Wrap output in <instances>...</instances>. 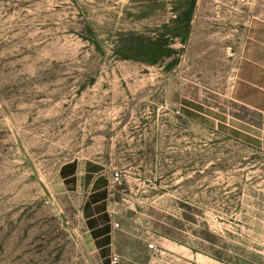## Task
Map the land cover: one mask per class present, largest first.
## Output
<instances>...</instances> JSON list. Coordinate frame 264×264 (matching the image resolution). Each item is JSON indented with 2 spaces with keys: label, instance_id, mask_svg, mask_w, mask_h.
Listing matches in <instances>:
<instances>
[{
  "label": "rangeland",
  "instance_id": "obj_1",
  "mask_svg": "<svg viewBox=\"0 0 264 264\" xmlns=\"http://www.w3.org/2000/svg\"><path fill=\"white\" fill-rule=\"evenodd\" d=\"M256 24L264 0H0V264H111L52 194L69 162L120 174L117 263L264 264V120L225 93Z\"/></svg>",
  "mask_w": 264,
  "mask_h": 264
},
{
  "label": "crops",
  "instance_id": "obj_2",
  "mask_svg": "<svg viewBox=\"0 0 264 264\" xmlns=\"http://www.w3.org/2000/svg\"><path fill=\"white\" fill-rule=\"evenodd\" d=\"M225 93L228 100L264 120V25L247 29ZM227 112V116L234 118V113ZM50 187L53 195L69 200L75 208L80 241L89 251H104L110 258L118 240L129 238V228L134 226L131 211L124 208L125 193L111 176L69 162L58 169Z\"/></svg>",
  "mask_w": 264,
  "mask_h": 264
},
{
  "label": "built area",
  "instance_id": "obj_3",
  "mask_svg": "<svg viewBox=\"0 0 264 264\" xmlns=\"http://www.w3.org/2000/svg\"><path fill=\"white\" fill-rule=\"evenodd\" d=\"M111 180L113 182H118L120 180V174L118 172H114L112 175H111ZM114 225H117V224H114ZM118 261V258L115 254L111 255L110 256V262L111 264L113 263H117Z\"/></svg>",
  "mask_w": 264,
  "mask_h": 264
},
{
  "label": "water",
  "instance_id": "obj_4",
  "mask_svg": "<svg viewBox=\"0 0 264 264\" xmlns=\"http://www.w3.org/2000/svg\"><path fill=\"white\" fill-rule=\"evenodd\" d=\"M113 264H119V263H113Z\"/></svg>",
  "mask_w": 264,
  "mask_h": 264
}]
</instances>
